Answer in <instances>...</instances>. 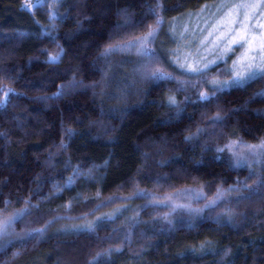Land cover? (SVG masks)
I'll list each match as a JSON object with an SVG mask.
<instances>
[{"label":"trees","instance_id":"trees-1","mask_svg":"<svg viewBox=\"0 0 264 264\" xmlns=\"http://www.w3.org/2000/svg\"><path fill=\"white\" fill-rule=\"evenodd\" d=\"M216 1L0 0V215L36 206L9 229L0 264H264V157L233 167L235 148L217 152L264 139V79L213 96L226 63L181 72L163 33ZM215 16L192 28L211 31ZM157 17L155 56L101 55ZM157 67L176 79H153ZM187 188L203 191L196 208L168 203ZM32 229L44 231L23 235Z\"/></svg>","mask_w":264,"mask_h":264},{"label":"rangeland","instance_id":"rangeland-1","mask_svg":"<svg viewBox=\"0 0 264 264\" xmlns=\"http://www.w3.org/2000/svg\"><path fill=\"white\" fill-rule=\"evenodd\" d=\"M255 4L256 7L246 11L248 8H245V5L252 7ZM32 6L33 4H31ZM211 6H213L212 10L207 9L196 17L188 15L184 21L180 20L182 30L178 31L176 26L179 24L175 23L174 27H171L172 29L163 32L170 42L167 50L168 55L177 70L195 75V73H187L185 69H181L179 64L202 67L209 61L215 60L225 62L227 69L233 75L234 62L237 65H245L249 60H252L253 63L260 62L264 58V0H217ZM226 6L228 7L225 11H222L221 8ZM259 7H261L260 16L255 18L254 15ZM219 11L221 12L219 13ZM216 12L218 13L216 14ZM207 13L216 15L213 18L215 19L213 22L215 27L211 31L208 30V27L201 29L200 32L197 28H192L194 26L193 21L197 17L202 20L205 19ZM191 29L194 33H191ZM239 34H243L245 37L243 47L233 45L232 50L228 51L230 41ZM220 56H223V59H219ZM236 70H240V68L238 67ZM215 79L226 80L219 77ZM260 142L244 143L243 145H256ZM243 145H237L234 151L243 152L246 161L253 159L258 161L264 157L261 150L257 149L255 152H250ZM202 192L199 188H187L176 195H171L172 198L168 199V203L173 202L174 207L196 208L198 203L195 202V198L200 197Z\"/></svg>","mask_w":264,"mask_h":264},{"label":"snow or ice","instance_id":"snow-or-ice-1","mask_svg":"<svg viewBox=\"0 0 264 264\" xmlns=\"http://www.w3.org/2000/svg\"><path fill=\"white\" fill-rule=\"evenodd\" d=\"M61 0H53V7L57 3H60ZM43 3V0H37V6L39 4ZM24 10H28V6L22 5ZM150 11H153V9H150ZM155 14V13H154ZM56 13L53 12L51 14V18H55ZM162 23V20L157 17L155 21L154 26H148L147 31L142 34L141 36L133 37L131 40L124 42L123 44L117 43V44H110L108 47L104 50V52L101 55H107L110 52L116 51L121 48L125 47H136L137 51L143 55H148V56H155V52L149 47L150 43L155 39L156 34H157V29L159 28L160 24ZM243 42H245V37L243 34H239L237 37H234L232 41H230L228 45V51L232 50L233 45H239L243 47ZM61 51H63L61 49ZM226 54V53H225ZM60 54L57 53L56 55L50 56L49 60L50 62H57L59 60ZM219 59H223V56H220ZM254 60V58H252ZM216 61H209L208 63L204 64L202 67L201 66H193V65H186V64H179V67L181 69H185L187 73H195L198 75L204 74L209 67L212 64H215ZM240 68V70H236L237 68ZM233 72L234 74L231 76L230 80H219V79H212L209 81V83L213 86V91L211 95H215L217 91H223L227 87H243L250 81L256 80V79H264V58L261 59L260 62L253 63L252 60H249V62L245 65H237L234 62L233 65ZM150 76L153 79L156 80H174L176 77H174L171 73L167 72L164 70L162 67H157L154 68L150 71ZM185 81H177V84L180 85L181 87L185 84ZM258 95L264 96V92L258 93ZM200 98L207 100L209 99V93L207 92H201L200 93ZM169 104H175V98L173 96H170L168 98ZM0 103H3L0 101ZM215 120H219L220 116L217 114V116L214 118ZM69 133H71V129L67 130ZM202 131V130H201ZM189 139L191 137H188ZM237 145H243L242 141H232L229 144H226L224 148H218L217 152H224L225 149H228L229 151H232ZM64 145L61 144V147ZM246 147L250 152H255L257 149L261 150V154H264V140H261L259 144L256 145H243ZM233 156L236 158V162L232 165L233 167H239L242 166L245 161L246 157L243 152H234L233 151ZM260 186H264V179H260L256 182ZM245 188H248V186L245 184ZM232 191H239V189H230ZM222 194V190L218 189L217 190V198ZM10 203V201H3V204L5 205L4 209H0V212H6L7 211V205ZM211 203H216L215 200H213ZM30 207H36L35 205H30V201L26 200L25 201V207L22 209H19L15 212H13L10 215H0V247H3V240L5 237L10 235L9 229L12 227L13 223L16 222L17 220L21 219L24 215L28 214L30 211ZM81 230L84 231H94L95 225L90 223V224H85V225H80L77 226ZM44 230L43 229H32L28 233H24V236H31L32 233H42ZM18 236L20 234H17ZM116 251H119V249H116ZM15 255H18L16 253ZM99 255V254H98Z\"/></svg>","mask_w":264,"mask_h":264}]
</instances>
